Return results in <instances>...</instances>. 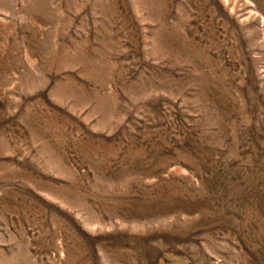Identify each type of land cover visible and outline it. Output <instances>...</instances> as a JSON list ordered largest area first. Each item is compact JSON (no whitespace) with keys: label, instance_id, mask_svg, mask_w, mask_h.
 I'll list each match as a JSON object with an SVG mask.
<instances>
[{"label":"rangeland","instance_id":"1","mask_svg":"<svg viewBox=\"0 0 264 264\" xmlns=\"http://www.w3.org/2000/svg\"><path fill=\"white\" fill-rule=\"evenodd\" d=\"M0 264H264V0H0Z\"/></svg>","mask_w":264,"mask_h":264}]
</instances>
